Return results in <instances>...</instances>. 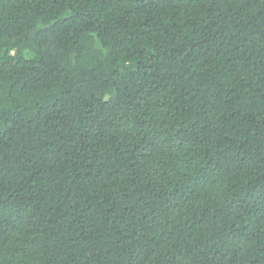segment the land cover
<instances>
[{"label": "trees", "instance_id": "obj_1", "mask_svg": "<svg viewBox=\"0 0 264 264\" xmlns=\"http://www.w3.org/2000/svg\"><path fill=\"white\" fill-rule=\"evenodd\" d=\"M0 264H264V0H0Z\"/></svg>", "mask_w": 264, "mask_h": 264}]
</instances>
